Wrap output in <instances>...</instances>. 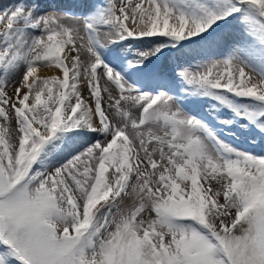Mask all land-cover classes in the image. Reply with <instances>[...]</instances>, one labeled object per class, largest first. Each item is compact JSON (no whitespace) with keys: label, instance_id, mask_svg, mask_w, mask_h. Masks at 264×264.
Wrapping results in <instances>:
<instances>
[{"label":"snow or ice","instance_id":"obj_1","mask_svg":"<svg viewBox=\"0 0 264 264\" xmlns=\"http://www.w3.org/2000/svg\"><path fill=\"white\" fill-rule=\"evenodd\" d=\"M126 41L151 45L136 71L193 54L180 94L111 67ZM53 64L63 78L37 76ZM192 96L264 139V0L0 3V264H264V154L216 136Z\"/></svg>","mask_w":264,"mask_h":264},{"label":"rangeland","instance_id":"obj_2","mask_svg":"<svg viewBox=\"0 0 264 264\" xmlns=\"http://www.w3.org/2000/svg\"><path fill=\"white\" fill-rule=\"evenodd\" d=\"M9 2H12V0H0V3ZM61 8L62 7L60 6V4H58L56 7L53 6L52 8V6H50L49 9L45 8V10H60V12L68 11L62 10ZM74 13L81 16L88 15L85 9H81L77 12L75 11ZM128 23L130 24L131 22L129 21ZM239 38V29L233 26L229 38V47L225 51L226 55L229 51L232 50L235 40ZM123 44H128L130 46L129 49H131L130 54L132 56L128 54L119 56L118 51L115 52V50L112 49L114 47H117L118 45ZM118 45L113 44L108 48V51H105L106 49L103 50L105 61L109 62L110 66L113 67L117 72L121 73L126 79H129L130 82H139L142 85H151V87L142 88V90L144 91L163 90L168 91L170 93H175L176 95L180 94V84L174 74L173 69L179 65L186 64L191 59L193 54L187 52H177L176 50H165L163 56L149 57L143 62V64L138 65L141 70L136 71L135 68L131 66L132 63L136 60V55H138L139 52H144L145 50L150 48L151 45L136 41H131L128 43L127 41L121 42ZM132 51L135 52L136 55H134ZM241 52L244 53L243 48L241 49ZM66 53L67 50L61 54L62 59L65 57ZM218 58L219 57H217V59ZM52 69L54 72L52 71ZM52 69H50V74H42L41 71H43V69L38 66L37 76L43 77L45 75L48 76L57 74L60 78H63V73L59 69H56L54 64L52 66ZM161 77H163V79H161ZM78 87H87V84L85 82L83 85H81L78 81ZM215 103V101H212L206 97L201 98L192 96L182 100L181 106L184 108L185 111L189 112L191 115L196 116L198 119H201L220 139L227 141L228 143L234 145L237 148L245 149L249 152L264 154V139L258 140L256 144L250 143V134L239 127V124L244 123L245 121L236 120L232 112L229 111L227 108H220L219 111L211 110L210 107H212V105H214ZM229 120L233 122L231 124L227 123V121ZM219 121H224V123H220ZM129 203H131V201H129Z\"/></svg>","mask_w":264,"mask_h":264},{"label":"bare ground","instance_id":"obj_3","mask_svg":"<svg viewBox=\"0 0 264 264\" xmlns=\"http://www.w3.org/2000/svg\"><path fill=\"white\" fill-rule=\"evenodd\" d=\"M5 1V0H4ZM3 2V1H2ZM29 3L33 2V0H28ZM38 2L41 5V10L42 11H51V10H45V8L49 9L50 6L56 7L58 4H60V6L62 7V10H70L73 12H77L79 10H86L87 14H89V11L92 7V5L98 4V3H103V0H38ZM58 8V7H57ZM55 8V9H57ZM72 8V10H71ZM60 11V10H59ZM128 43V42H127ZM129 45L128 44H123V45H118L117 47L112 48L113 50H115V52L118 51V55L119 56H123V55H131V49H129ZM132 47V46H131ZM67 50V47H65L64 51L62 53H64ZM109 49H106L105 51H108ZM226 49L224 50V55H226L225 52ZM61 53V54H62ZM107 53V52H106ZM132 53H134V55H136L135 52L132 51ZM140 53V52H139ZM104 54V53H103ZM66 55V54H65ZM132 56V55H131ZM138 55H136V59H137ZM62 59V58H61ZM64 59V58H63ZM121 60V58H120ZM119 61V60H118ZM116 61V62H118ZM65 63H68L67 60H65ZM52 69V68H51ZM153 69V68H152ZM53 71V69H52ZM153 71V70H152ZM40 72V71H39ZM54 72V71H53ZM151 72V71H150ZM156 72V71H155ZM41 73L43 74H50L51 70L50 69H43V71H41ZM56 73V72H55ZM128 73V72H127ZM38 74V73H37ZM40 75V74H39ZM57 75V74H56ZM43 76V75H42ZM47 76V75H45ZM31 79V78H30ZM160 79V78H159ZM142 80V79H140ZM211 110H214L213 107H210Z\"/></svg>","mask_w":264,"mask_h":264}]
</instances>
